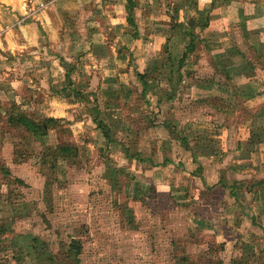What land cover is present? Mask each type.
I'll use <instances>...</instances> for the list:
<instances>
[{"label":"rangeland","instance_id":"rangeland-1","mask_svg":"<svg viewBox=\"0 0 264 264\" xmlns=\"http://www.w3.org/2000/svg\"><path fill=\"white\" fill-rule=\"evenodd\" d=\"M159 1L126 5L128 41L97 0L52 10L45 9L51 0H20L26 15L44 9L58 28L37 52L12 47L10 68L0 66V264H257L250 255L261 246L247 226L242 238H231L240 235L231 226L240 220L234 199L244 206L251 194H232L230 169L207 159L190 175L197 164L184 149L204 139V156L219 150L242 116L211 109L212 126L200 128L210 109L177 91L183 82L173 62L187 21L177 20L179 3ZM169 92L171 103L158 107ZM19 113L50 118L45 135L10 123Z\"/></svg>","mask_w":264,"mask_h":264},{"label":"crops","instance_id":"crops-1","mask_svg":"<svg viewBox=\"0 0 264 264\" xmlns=\"http://www.w3.org/2000/svg\"><path fill=\"white\" fill-rule=\"evenodd\" d=\"M97 1L99 3L96 7L102 5L108 17H112L113 28H119L121 40L124 38L133 41L130 34L128 35L130 31L126 28L127 0ZM66 2L67 0L57 2L51 0L45 5V9L52 10ZM159 2L163 3V0ZM169 2L173 5L180 4L177 10H174L177 13V20L187 21L189 29L187 41L183 44L178 60L173 61L183 82L177 91L183 89L184 99L198 100L205 106L203 110L210 109L203 111L202 114L206 118L201 120L202 122L199 121L200 128L207 127L208 130L209 125L212 126L208 121L212 117L211 109L217 116L222 114L231 115L232 118L236 115L242 116L237 118L238 122L233 121L230 125L234 127L235 132L232 139L225 142L221 139L220 149L206 156L202 149L208 143L205 144L204 139L201 140L202 143L194 141V145L189 141L188 147L186 145L188 137L183 138L189 162L197 164L189 174L194 175L201 170L203 165L201 162L207 159V162L218 163L230 169L233 181L229 184V190L232 194L238 196L243 192L251 194V201L242 204L244 206L237 203L240 202L239 197L235 198L237 201L234 199L232 210L240 220L231 226L237 227L240 235H233L231 238L234 240L242 238L241 231L245 230L242 226L246 225L247 235H250V238L251 235L257 237L255 243L261 246L259 249L254 248L250 258L255 259L257 264H264V0H168ZM20 4V0H0V21L4 26L2 29L0 23V56L4 59L14 53L12 47H19L21 52L26 50L28 53L37 52L38 48L34 46L41 38L44 36L48 38L54 29L55 33L57 32V25L53 23L52 26L50 18L45 16L44 9L26 15ZM161 11L159 7L158 13ZM172 11L168 10L165 14L171 15ZM9 20L11 24H4ZM177 22L175 26L179 27L180 21ZM18 30H21L22 34L16 38L12 33H18ZM159 32L156 31L157 34ZM190 34L195 36L191 45ZM163 35L169 36V30L163 32ZM134 46L130 44L129 48ZM41 48L43 46H40V52ZM194 53L197 54V61L189 62V56L192 57ZM8 63V59L2 62L0 60V66L10 68ZM171 98V92L164 98H157L160 100L158 107L165 99L170 101ZM226 101L232 102L231 107H228L229 103ZM217 121L215 126H221V130L227 129L223 121ZM185 123L186 119L182 123L184 128ZM241 129L246 130V134L240 137L238 132ZM226 175L219 171L217 178L221 180L226 178ZM246 181L249 185L248 190L235 192L237 187L240 188L236 185ZM244 212H247V217ZM223 226H230V222Z\"/></svg>","mask_w":264,"mask_h":264},{"label":"trees","instance_id":"trees-1","mask_svg":"<svg viewBox=\"0 0 264 264\" xmlns=\"http://www.w3.org/2000/svg\"><path fill=\"white\" fill-rule=\"evenodd\" d=\"M127 3L132 6L134 1L133 0H127ZM128 20H129V22L132 21L131 18L129 17V15H127V21ZM189 37H190L189 45H191L194 42L195 36L193 34H190ZM93 109H95V108H93ZM96 115L97 114L95 113V115L93 116V121L95 122V126L100 129L103 136L108 140L109 139L108 128H106L104 126V124H103V122H101V120L97 119ZM9 121L12 124H17V125L23 126L26 130H28L29 132H32L34 134L45 135V133L47 131V124L50 121V118H46L42 122H37L34 119L29 118L28 116H26L22 113H19V114H17L16 118L9 116Z\"/></svg>","mask_w":264,"mask_h":264}]
</instances>
